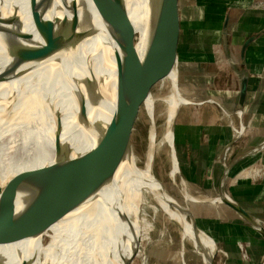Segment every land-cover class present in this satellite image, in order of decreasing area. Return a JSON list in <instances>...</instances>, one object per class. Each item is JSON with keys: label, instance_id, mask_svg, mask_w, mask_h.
Listing matches in <instances>:
<instances>
[{"label": "water", "instance_id": "water-1", "mask_svg": "<svg viewBox=\"0 0 264 264\" xmlns=\"http://www.w3.org/2000/svg\"><path fill=\"white\" fill-rule=\"evenodd\" d=\"M147 7L146 33L152 34L149 41L148 34L146 35L140 47L134 38L135 32L128 15L126 0H61L65 27L63 43L61 38L57 39L56 36L60 27L51 20H45L49 35H46L41 27H36L43 45L38 47L37 51L29 53L26 52V44H20L16 52H12V47L1 35L10 25H15L19 30L18 23L13 18L17 8L12 6L9 14L0 19V66H3L1 70L22 79L32 61L39 62L60 47H65L76 76L82 105L81 117H91L93 112L106 116L105 121L93 122L98 146L101 145L96 146L97 151L94 148L69 157L66 147L58 145L54 162L11 177H0V182H3V185H0V264H43L42 247L48 242L47 232L57 222L78 211L91 193L106 181L109 190L107 212L116 243L122 247L134 242L141 234L139 205L142 195L135 201L137 204H134L133 212L129 213L123 172L127 168L137 177L144 176L140 171L144 156L142 163L138 164L132 147L136 122L139 116L143 115L147 126L145 154L149 150V125L150 122L153 123L154 155L150 168L152 180L160 182L154 173L153 164L156 153L155 115L157 108L163 103L156 101L152 119L143 112V104L150 94L161 97L165 95L161 92L153 93V89L158 85L165 87L167 93L169 92L166 78L174 70L179 87L180 60L179 0H148ZM27 9L34 25L39 17L55 13L50 0H43L37 5L29 3ZM226 27L227 21L223 35L226 33ZM87 40L95 41V51H101L106 69L111 68L110 73L106 70V75H96L91 54L84 53ZM147 67L154 68L156 72L149 78L152 79L150 83L143 84L138 81L135 69L142 68L145 71ZM245 84L246 80L242 78V96L245 93ZM60 125V122L56 123L57 130ZM234 131V140H237L242 130L234 128ZM263 148L264 140L249 152L253 154ZM222 165L223 172L219 183L221 189L230 170V158L226 163L222 158ZM181 181L184 183L182 178ZM219 200L245 217L252 227L264 236L262 225L222 190ZM185 212L192 225L196 243L193 248L196 254L201 261L202 258L205 260V264H214L219 251L214 239L197 226L186 206ZM201 234L213 243L214 248L210 255L201 247ZM139 242L140 239L137 250Z\"/></svg>", "mask_w": 264, "mask_h": 264}, {"label": "bare ground", "instance_id": "bare-ground-1", "mask_svg": "<svg viewBox=\"0 0 264 264\" xmlns=\"http://www.w3.org/2000/svg\"><path fill=\"white\" fill-rule=\"evenodd\" d=\"M41 1L43 0H2L0 2V19L9 14L12 6L17 8L13 18L16 19L19 30L14 27L15 25H10L1 34L4 41H7L12 47V52H16L20 44L27 45L26 52L28 53L37 51L38 47L43 45V41L38 37L36 27H41L46 35H49V28L44 24L45 20H51L60 27L56 36L57 39L61 38L63 43L65 27L61 0H50L55 8V13L39 17L34 25L27 8L29 3L37 5ZM147 1L126 0L128 15L135 32L134 38L139 47L145 41L146 35L148 34L149 41L152 34L146 33ZM136 27L143 29L140 37ZM31 37L32 39H30ZM95 47V41L87 40L84 45V53L91 54L96 75H106V70L110 73L111 68L106 69L101 51H95ZM58 50L39 62L32 61L22 79L6 73L1 70L3 66H0V177H11L17 173H25L54 162L58 145L66 147L69 157H75L94 148L96 150V146L101 147L100 144L98 146L93 122L105 121L106 116L99 112H93L91 117L88 115L81 117V99L70 55L65 47H60ZM140 71L139 68L135 69L138 81L147 84L146 80L141 77ZM154 72H156L154 68L150 69L149 76L151 77ZM166 82L169 87V95L161 98L160 101L164 104L166 111L167 130L164 137L171 152L170 175L176 177L178 168L172 149L171 125L175 118V107L187 100L179 94L175 70L166 78ZM156 100L157 98L150 94L144 101L146 114L150 119L155 115L154 103ZM57 122L61 124L58 130L55 127ZM149 127V150L144 155V164L141 167L144 170L143 178L149 185V193L159 203L165 205L166 216L174 218L168 217V219L180 226L182 239H188L195 247L192 225L185 212V206L179 205L167 194L160 182L152 180L150 168L154 155L152 122ZM57 137L58 140H56ZM123 175L127 190V208L128 212L132 213L134 204L136 205L135 188L132 185L139 177L127 168ZM0 185H3V182H0ZM101 187L107 194L109 193L107 181ZM186 191L187 189L184 191L187 200L197 199H194ZM47 235L48 242L42 247L43 264H102V252L106 246L116 243V239L107 212V203H101L99 188L91 193V196L78 211L52 226ZM199 238L201 247L210 255L214 248L212 241L203 234ZM134 244L135 241L132 247ZM116 245L121 247L117 243ZM204 261L202 258L203 264H205Z\"/></svg>", "mask_w": 264, "mask_h": 264}, {"label": "crops", "instance_id": "crops-1", "mask_svg": "<svg viewBox=\"0 0 264 264\" xmlns=\"http://www.w3.org/2000/svg\"><path fill=\"white\" fill-rule=\"evenodd\" d=\"M181 1L179 77L183 73L185 37ZM198 1L199 13H204V6L210 3H215V9L219 10L214 14L218 45L216 50L212 49L213 63L206 59L209 61L206 65L214 66L220 72L215 73L216 88L213 91L198 98H188L180 93L188 101L180 104L173 123L180 175L187 187L189 181L191 187L195 185L205 190L207 196L215 197L213 200H195L206 207L191 208L197 226L214 239L219 249L215 264H263V234L220 201L219 193L222 190L264 228V148L253 154L249 152L264 140V0ZM242 78L246 80L243 96L240 95ZM233 126L242 130L237 140H234ZM233 133L235 137L231 138ZM245 135H249V141L242 139ZM232 141L242 144L234 145L230 170L221 189L223 155H219ZM217 158L220 163L216 162Z\"/></svg>", "mask_w": 264, "mask_h": 264}, {"label": "rangeland", "instance_id": "rangeland-1", "mask_svg": "<svg viewBox=\"0 0 264 264\" xmlns=\"http://www.w3.org/2000/svg\"><path fill=\"white\" fill-rule=\"evenodd\" d=\"M197 2L199 3L198 0L181 1V10L183 12L182 16L184 18L185 24L183 28L185 31V37L183 43L184 53L182 60L183 73L178 78V89L182 95L188 98H198L204 94H207L208 91H213L214 88H216L214 83L215 73L220 72L218 71V68L214 66L210 68L208 64L206 65V63H209V61H206V59H210L211 61L213 59L214 61V50L212 49L217 48L216 45H218L217 41H215L216 20L214 19V14L216 13V10H219L215 9V3H210L204 6L206 13H199L200 5ZM136 28L138 36L140 37L143 29H140L139 27ZM150 69L152 68L147 67L144 71V69L141 68L140 71L141 77L146 80L147 83H150L152 80H149V78H151L149 76ZM159 92L165 95L162 97L160 95L152 96L157 98L156 101H160L161 98L169 95V92L167 93L166 88L163 86L161 87L160 85L153 89L154 94ZM155 103L154 112L156 107ZM179 106L180 105H177L175 107L174 116ZM143 112L145 114L147 113L144 104ZM223 117H225V115H223ZM144 121L143 115H140L132 135L133 152L136 156L138 164L142 163L143 156L147 150V126L145 125ZM155 122L157 147L154 157L153 170L156 177L163 185L167 194H169L179 205L188 207L190 211L191 208L200 210L201 208L206 207L205 204L196 202L195 200H213L215 197L207 196V192L205 190L199 189L195 185L191 187L189 181H187V184L190 188L186 186L184 180V183H182V176L180 175L181 173L179 164L177 162L173 141L172 149L174 150L173 154L177 162L178 172L176 173V177H171L170 175V170L172 167L171 152L169 149L170 147L168 146L164 137L167 130L166 111L164 104H161L157 108ZM226 122L228 123V120H226ZM173 123L174 119L171 125L172 132ZM234 137L235 136L233 133L231 138ZM242 139L248 140L249 135H245L242 137ZM236 143L237 142L234 141L230 144V146L225 147L223 154L219 155V157L223 155L224 163H226L227 160L231 158V155L234 151V145ZM237 144H242V142L238 141ZM216 160V162L220 163L218 158ZM140 171L143 173V168H140ZM142 178L139 177L138 180L132 185V187L135 188L136 200L140 195H142L139 205L141 234L137 239H135L134 247H132L133 242L124 245L123 247H118L116 243L106 246L105 250L102 252L101 263L125 264L126 262L131 261L130 264H202L201 259L198 254H196L191 242L188 239H182V234L179 227L173 221L168 219V217L172 219L174 218L171 216H166L167 214L165 205L159 203L157 199L152 196L151 193H149V185L146 183L145 178ZM98 188L101 203H108V194L104 188ZM186 189L188 194L190 193L194 199H197L187 200L185 198L184 192ZM138 239H140L138 247L139 250L136 249ZM241 246L244 248L242 244Z\"/></svg>", "mask_w": 264, "mask_h": 264}]
</instances>
